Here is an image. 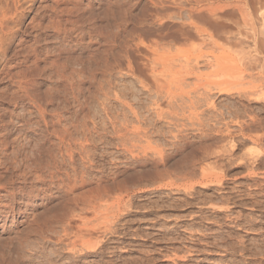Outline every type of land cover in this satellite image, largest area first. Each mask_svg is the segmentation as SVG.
Wrapping results in <instances>:
<instances>
[{
  "label": "rangeland",
  "instance_id": "374dc122",
  "mask_svg": "<svg viewBox=\"0 0 264 264\" xmlns=\"http://www.w3.org/2000/svg\"><path fill=\"white\" fill-rule=\"evenodd\" d=\"M117 1L0 0V263L264 264V0Z\"/></svg>",
  "mask_w": 264,
  "mask_h": 264
},
{
  "label": "bare ground",
  "instance_id": "6f19581e",
  "mask_svg": "<svg viewBox=\"0 0 264 264\" xmlns=\"http://www.w3.org/2000/svg\"><path fill=\"white\" fill-rule=\"evenodd\" d=\"M120 1L123 2L124 0H120ZM128 1H129V0H128ZM130 1H131V0H130ZM130 1H129V2H130ZM132 1H133V0H132ZM108 2H109V1H108ZM117 2H118L120 5H122V4H121L122 2H119V1H117ZM125 2H127V1L125 0ZM112 3H113V2H112ZM114 3H115V2H114ZM118 3H117V4H118ZM132 3H133V2H132ZM174 3H175V2H174ZM109 4H111V3H109ZM128 4H129V3H128ZM114 5H115V4H114ZM123 5H124V2H123ZM125 5L127 6V4H125ZM129 5H130V4H129ZM132 5H133V4H132ZM29 6H30V5H29ZM111 6H112V4H111ZM13 7H14V6H13ZM30 7H31V6H30ZM28 8H29V7H28ZM57 10H58V9H57ZM123 10H124V9H123ZM123 10H122V11H123ZM60 11H61V9H60ZM192 11H194V10H192ZM195 11H196V10H195ZM195 11H194V12H195ZM13 12H14V11H13ZM14 13H15V12H14ZM177 13H178V12H177ZM3 14H4V13H3ZM3 14H2V16H3ZM11 14H12V13H11ZM15 14H16V13H15ZM58 14H59V13H58ZM61 14H62V13H61ZM69 14H72V13L69 12ZM69 14H68V15H69ZM123 14H124V12H123ZM125 14H126V13H125ZM125 14H124V15H125ZM42 15H43V14H42ZM51 15H52V14H51ZM51 15H50V16H51ZM63 15H64V14H63ZM4 16H5V15H4ZM4 16H3V17H4ZM16 16H17V15H16ZM38 16H39V15H38ZM38 16H37V17H38ZM54 16H57V15H54ZM54 16H53V17H54ZM61 16H62V15H61ZM87 16H88V15H87ZM125 16H126V15H125ZM127 16H128V14H127ZM172 16H173V15H172ZM19 17H20V16H19ZM41 17H42V16H41ZM122 17H123V16H122ZM175 17H176V16H175ZM175 17H174V18H175ZM178 17H179V16H178ZM13 18H14V17H13ZM39 18H40V16H39ZM39 18H38V19H39ZM50 18H52V17H50ZM63 18H64V16H63ZM87 18H88V17H87ZM123 18H124V17H123ZM127 18H129V17H127ZM8 19H9V18H8ZM8 19H7V20H8ZM35 19H36V18H35ZM40 19H41V18H40ZM58 19H59V18H58ZM60 19H61V18H60ZM75 19H76V18H75ZM11 20H12V19H11ZM83 20H84V18H83ZM83 20H82V21H83ZM126 20H127V19H126ZM175 20H177V19H175ZM15 21H16V20H15ZM19 21H21V20H19ZM84 21H85V20H84ZM90 21H91V20H90ZM122 21H125V20H122ZM129 21H130V20H129ZM211 21H212V20H211ZM2 22H3V21H2ZM2 22H1V23H2ZM72 22H73V21H71L70 23H72ZM94 22H95V21H94ZM181 22H182V21H181ZM212 22H213V21H212ZM11 23H13V22L11 21ZM17 23H18V21H17ZM49 23H50V22H49ZM66 23H67V22H66ZM66 23H65V24H66ZM68 23H69V22H68ZM70 23H69V24H70ZM80 23H81V22H80ZM85 23H86V22H85ZM85 23H84V24H85ZM120 23H121V22H120ZM183 23H184V22H183ZM20 24H21V23H20ZM20 24L17 25V26H20ZM47 24H48V23H47ZM50 24H52V23H50ZM54 24H55V23H54ZM57 24H58V21H57ZM2 25H3V23H2ZM12 25H13V24H12ZM36 25H37V24H36ZM63 25H64V24H63ZM92 25H93V23H92ZM125 25H126V23H125ZM182 25H185V24H182ZM220 25H221V24H220ZM3 26H4V25H3ZM44 26H45V25H44ZM49 26H50V25H49ZM53 26H54V25H53ZM55 26H56V25H55ZM55 26H54V27H55ZM57 26H58V25H57ZM60 26H61V25H60ZM60 26H59V27H60ZM65 26H66V25H65ZM65 26H63V27H65ZM76 26H77V25H76ZM143 26H144V25H143ZM222 26H223V25H222ZM0 27H2V26L0 25ZM15 27H16V24H15ZM24 27H25V26H24ZM34 27H35V25H34ZM73 27H74V26H73ZM85 27H86V26H85ZM224 27H225V26H223V28H224ZM17 28H18V27H17ZM41 28H42V27H41ZM65 28H67V27H65ZM74 28H75V27H74ZM86 28H87V27H86ZM93 28H94V27H92V29H93ZM219 28H220V27H219ZM0 29H1L0 32L2 33L4 29H3V30H2V28H0ZM8 29H9V28H8ZM19 29H20V28H19ZM42 29H43V28H42ZM67 29H68V28H67ZM161 29H162V28H161ZM185 29H186V28H185ZM195 29H196V28H195ZM199 29H200V28H199ZM16 30H17V29H16ZM155 30H156V29H155ZM188 30H189V29H188ZM225 30H226V29H225ZM41 31H42V30H41ZM69 31H70V29H69ZM79 31H80V30H78L77 33H79ZM90 31H91V30H90ZM226 31H228V30H226ZM48 32H49V31H48ZM54 32H55V31H54ZM83 32H85V31H83ZM181 32H182V31H181ZM198 32H199V31H198ZM201 32H202V30H201ZM38 33H39V32H38ZM67 33H68V32H67ZM69 33H70V32H69ZM81 33H82V32H81ZM85 33H86V32H85ZM227 33H228V32H227ZM28 34H29V33H28ZM56 34H57V33H56ZM82 34H83V33H82ZM95 34H96V33H95ZM113 34H114V33H113ZM185 34H186V33H185ZM185 34H184V35H185ZM190 34H191V33H190ZM10 35H11V34H10ZM39 35H40V34H39ZM58 35H59V34H58ZM79 36H80V35H79ZM189 36H190V35H189ZM61 37H62V36H61ZM88 37H89V36H88ZM110 37H112V35H111ZM186 37H187V36H186ZM190 37H191V36H190ZM2 38H3V37H2ZM2 38H1V39H2ZM4 38H5V36H4ZM8 38H9V37H7V39H8ZM37 38H39V36L36 37V39H37ZM53 38H54V37H53ZM66 38H68V37H66ZM74 38L76 39V37H74ZM74 38H73V39H74ZM79 38H80V37H79ZM187 38H188V37H187ZM9 39H11V38H9ZM61 39H62V38H61ZM81 39H82V38H81ZM3 40H4V39H3ZM3 40H2V41H3ZM5 40H6V39H5ZM76 40H77V39H76ZM79 40H80V39H79ZM111 40H112V39H111ZM2 41H0V50H1V47H2V45H3V42L5 43V41H3V42H2ZM33 41H34V40H33ZM36 41H38V39H37ZM81 41H82V40H81ZM83 41H84V40H83ZM108 41H109V40H108ZM7 42H8V41H7ZM9 42L11 43V41H9ZM77 42H78V41H77ZM75 43H76V42H75ZM77 44H78V43H77ZM68 45H69V44H68ZM3 46H4V45H3ZM5 46H6V43H5ZM42 46H43V45H42ZM66 46H67V45H66ZM66 46H65V47H66ZM87 46H88V45H87ZM108 46H109V45H108ZM22 47H23V46H22ZM65 47H64V48H65ZM27 48H28V47H27ZM29 48H30V47H29ZM29 48H28V49H29ZM46 48H47V47H46ZM91 48H92V47H91ZM2 49H3V48H2ZM4 49H5V48H4ZM4 49H3V51H4ZM6 49H8V47H6ZM60 49H61V48H60ZM70 49H71V48H70ZM42 50H43V49H42ZM5 51H6V50H5ZM39 51H40V50H39ZM45 51H46V50H45ZM45 51H44V52H45ZM6 52H7V51H6ZM24 52H25V51H24ZM32 52H33V51H32ZM46 52H47V51H46ZM80 52H81V51H80ZM0 53H3V52H0ZM18 53H21V52H18ZM33 53H34V52H33ZM53 53H54V52H53ZM4 54H5V53H4ZM11 54H12V53H11ZM13 54H14V53H13ZM29 54H30V53H29ZM55 54H57V53H55ZM35 55H36V54H35ZM40 55H41V54H40ZM44 55H45V54H44ZM53 55H54V54H53ZM8 56H9V55H8ZM14 56H15V55H14ZM38 56H39V55H38ZM45 56H46V55H45ZM47 56H48V55H47ZM9 57H10V56H9ZM64 58H65V57H64ZM155 58H156V57H155ZM6 59H7V58H5L4 61H6ZM153 59H154V58H153ZM153 59H152V61H153ZM250 59H251V58H250ZM48 60H49V59H48ZM64 60H65V59H64ZM75 60H76V59H75ZM156 60H157V59H156ZM253 60H254V59H253ZM4 61H3V62H4ZM54 61H55V60H54ZM242 61H243V60H242ZM249 61H252V60H249ZM66 62H67V61H66ZM74 62H75V61H74ZM252 62H253V61H252ZM85 63H87V60H86ZM97 63H98V62H97ZM157 63H158V62H157ZM160 63H161V62H160ZM253 63H255V62H253ZM52 64H53V66H54L53 61H52ZM155 64H156V63H155ZM4 65H5V64H4ZM17 65H18V63H17ZM24 65H25V64H24ZM66 65H67V64H66ZM156 65H157V64H156ZM64 66H65V64H64ZM93 66H94V65H93ZM185 66H186V65H185ZM7 67H9V66H7ZM13 67H14V66H13ZM55 67H56V66H55ZM58 67H59V66H58ZM60 67H61V64H60ZM152 67H153V66H152ZM152 67H151V68H152ZM3 68H4V66H3ZM67 68H68V67H67ZM70 68H71V67H70ZM55 69L57 70V68H55ZM58 69H59V68H58ZM71 70H73V69H71ZM76 70H77V69H76ZM78 70H79V69H78ZM81 70H82V69H81ZM82 71H83V70H82ZM90 71H91V70H90ZM152 71H153V70H152ZM56 72H58V70H57ZM70 72H71V71H70ZM72 72H73V71H72ZM5 74L8 75L6 72H5ZM77 74H78V73H77ZM79 74H80V73H79ZM80 75H81V74H80ZM82 75H83V74H82ZM66 77H67V76H66ZM78 77H79V76H78ZM174 78H175V77H174ZM71 79H72V78H71ZM67 80H68V79H67ZM67 80H66V81H67ZM79 80H80V79H79ZM176 80H177V79H176ZM179 80H180V79H179ZM63 81H64V80H63ZM177 81H178V80H177ZM25 82H26V81H25ZM68 82H69V81H67V83H68ZM73 82H74V80H73ZM73 82H72V83H73ZM26 83H27V82H26ZM28 83H29V82H28ZM30 83H31V82H30ZM78 83H79V82H78ZM19 84H20V83H19ZM76 84H77V83H75V85H76ZM158 84H159V83H158ZM30 85H31V84H30ZM21 86H23V85H21ZM26 86H27V85H26ZM70 86H71V84H70ZM23 87H25V84H24ZM76 87H77V86H76ZM155 88H156V87H155ZM22 89H23V88H21V90H22ZM26 89H28V88H26ZM158 90H159V89H158ZM220 90H221V89H220ZM26 91H27V90H26ZM248 92H249V91H248ZM29 93H30V92H29ZM34 93H35V92H34ZM155 93H157V91H156ZM251 93H252V92H251ZM253 93H254V92H253ZM14 94H16V92H14ZM27 94H28V93H27ZM32 94H33V93H32ZM32 94H30V95H32ZM35 94H36V93H35ZM35 94H34V95H35ZM161 94H162V93H161ZM161 94H159V95H161ZM159 95H158V96H159ZM252 95H253V94H252ZM27 96H28V95H27ZM156 96H157V95H156ZM25 97H26V96H25ZM28 97H29V96H28ZM29 98H30V97H29ZM33 98H34V97H33ZM33 98H32V101H33ZM41 98H42V97H41ZM30 99H31V98H30ZM30 99H29V100H30ZM38 99H39V98H38ZM38 99L36 98V100H38ZM253 99H254V98H253ZM44 100H45V99H44ZM63 100H64V99H63ZM250 100H252V98L249 99V101H250ZM39 101H40V100H39ZM61 102H62V101H61ZM46 103H47V102H46ZM78 103H79V102H78ZM251 103H252V102H251ZM41 104H42V102H41ZM66 104H67V103H66ZM211 104H213V103H211ZM31 105H32V104H31ZM34 105H35V104H34ZM38 105H39V104H38ZM62 105H63V104H62ZM62 105H61V107H62ZM64 105H65V104H64ZM213 105H214V104H213ZM34 107H35V106H34ZM38 107H39V106H38ZM61 107H60V109H61ZM39 108L42 109L41 107H39ZM39 108H38V109H39ZM63 108H64V107H63ZM236 108H237V107H236ZM55 109H56V108H55ZM58 109H59V108H58ZM58 109H56V110H58ZM60 109H59V110H60ZM137 109H138V108H137ZM227 109H228V108H227ZM238 109H239V111H240V108H238ZM35 110H36V109H35ZM53 110H54V108H53ZM228 110H229V109H228ZM230 110H231V109H230ZM47 111H48V109H47ZM130 111H131V110H130ZM132 111H133V110H132ZM173 111H174V110H173ZM76 112H77V111H76ZM133 112H134V111H133ZM229 112H230V111H229ZM233 112H234V111H233ZM240 112H241V111H240ZM242 112H243V111H242ZM41 113L44 114L42 111H41ZM47 113H48V112H47ZM52 113H53V112H52ZM54 113H55V112H54ZM57 113H58V112H57ZM60 113H61V112H60ZM60 113H59V114H60ZM74 113H75V112H74ZM131 113H132V112H131ZM234 113H235V112H234ZM48 114H49V113H48ZM59 114H57V115H59ZM75 114H76V113H75ZM155 114H156V112H155ZM232 114H233V113H232ZM49 115H50V114H49ZM51 115H52V114H51ZM54 115H55V114H54ZM54 115H53V116H54ZM135 115L137 116V113H136ZM230 115H231V114H230ZM235 115H236V114H235ZM238 115H240V114H238ZM161 116H162V115H161ZM161 116H160V117H161ZM233 116H234V114H233ZM23 117H24V116H23ZM37 117H38V116H37ZM42 118H43V117H42ZM42 118H41V119H42ZM54 118H55V117H54ZM38 119H39V118H38ZM41 119H40V120H41ZM48 119H49V118H48ZM52 119H53V118H52ZM55 119H56V118H55ZM0 120H1V119H0ZM24 120H25V119H24ZM40 120H39V121H40ZM43 120H44V119H43ZM26 121H27V120H26ZM35 121H36V120H35ZM44 121H45V120H44ZM21 122H22V121H21ZM78 122H79V121H78ZM80 122H81V121H80ZM6 123H7V122H6ZM19 124H20V122H19ZM40 124H42V122H41ZM57 124H58V123H57ZM57 124H56V125H57ZM236 124H238V123H236ZM6 125H7V124H6ZM9 125H10V124H9ZM22 125H23V124H22ZM24 125H25V124H24ZM33 125H34V124H33ZM43 125H44V124H43ZM59 125H60V124H59ZM224 125H225V124H224ZM240 125H241V124H240ZM243 125H244V124H243ZM251 125H252V124H251ZM241 126H242V125H241ZM25 127H26V126H25ZM61 127H62V125H61ZM64 127H65V126H64ZM135 127H136V129H137L138 126H135ZM227 127H228V126H227ZM243 127H244V126H243ZM11 128H12V127H11ZM22 128H23V127H22ZM26 128H27V127H26ZM65 128H66V127H65ZM47 129H48V128H47ZM54 129H55V128H54ZM56 129H57V128H56ZM58 129H59V128H58ZM76 129H77V128H76ZM133 129H135V128H133ZM241 129H242V128H241ZM66 130H68V129H66ZM137 130H139V128H138ZM236 130H237V129H236ZM242 130H243V129H242ZM13 131H14V130H13ZM26 131H27V129H26ZM42 131H43V130H42ZM64 131H65V130H64ZM134 131H136V130H134ZM134 131H133V132H134ZM224 131H225V130H224ZM229 131H230V130H229ZM233 131H235V130H233ZM1 132H2V131H1ZM7 132H8V131H7ZM61 132L63 133V131H61ZM65 132H66V131H65ZM68 132H69V131H68ZM138 132H139V131H138ZM59 133H60V132H59ZM63 134H64V133H63ZM66 134H67V132H66ZM17 135H18V134H17ZM58 135H59V134H58ZM60 135H61V134H60ZM205 135H207V134H205ZM208 135H209V134H208ZM3 136H4V135H3ZM25 136H26V135H25ZM41 136H42V135H41ZM44 136H45V135H44ZM8 137H9V136H8ZM11 137H12V136H11ZM11 137H10V138H11ZM39 137H40V136H39ZM50 137H51V136H50ZM56 137H57V136H56ZM61 137H62V136H61ZM65 137H67V136H65ZM65 137H64V138H65ZM47 138H48V137H47ZM3 139H4V138H2V140H3ZM11 139H12V138H11ZM33 139H34V138H33ZM38 139H39V138H38ZM69 139H70V137H69ZM69 139H68V140H69ZM4 140H5V139H4ZM4 140H3V143H4ZM8 140H9V138H8ZM58 140H59V139H58ZM64 140H65V139H64ZM244 140H245V139H244ZM32 141H33V140H32ZM0 142H1V141H0ZM27 142H28V141H27ZM41 142H42V141H41ZM41 142H40V143H41ZM65 142H66V141H65ZM24 143H25V142H24ZM30 143H31V142H30ZM63 143H64V142H63ZM4 144H5V143H4ZM25 144H26V143H25ZM42 144H43V143H42ZM48 144H49V143H48ZM51 144H52V143H51ZM66 144H67V143H66ZM70 144H71V143H70ZM7 145H8V144H7ZM16 145H17V144H16ZM37 145H38V144H37ZM46 145H47V143H46ZM44 146H45V145H44ZM57 146H58V145H57ZM63 146H64V144H63ZM3 147H4V146H3ZM3 147H2V148H3ZM38 147H39V146H38ZM49 147H50V146H49ZM67 147H68V146H67ZM232 147H234V146H232ZM22 148H23V147H22ZM28 148H29V147H28ZM44 148H45V147H44ZM46 148H47V147H46ZM52 148H53V147H52ZM52 148H51V149H52ZM14 149H15V148H14ZM19 149H20V148H19ZM35 149H36V148H35ZM47 149H48V148H47ZM56 149H57V148H56ZM16 150H17V148H16ZM27 150H28V149H27ZM27 150H26V151H27ZM33 150H34V149H33ZM42 150H43V149H42ZM42 150H41V151H42ZM45 150H46V149H45ZM60 150H63V149H59V151H60ZM67 150H68V149H67ZM67 150H66V151H67ZM11 151H12V150H11ZM23 151H24V150H23ZM38 151H39V150H38ZM30 152H31V151H30ZM64 152H65V150H64ZM7 153H8V152H7ZM9 153H10V152H9ZM11 153H12V152H11ZM13 153H15V152H13ZM28 153H29V152H28ZM28 153H27V156H28ZM33 153H34V152H33ZM33 153H32V154H33ZM36 153H37V152H36ZM42 153H43V152H42ZM42 153H41V154H42ZM53 153H54V152H53ZM59 153H60V152H59ZM19 154H20V153H19ZM30 154H31V153H30ZM30 154H29V155H30ZM23 155H24V154H23ZM51 155H52V154H51ZM25 156H26V155H25ZM27 156H26V157H27ZM31 156H32V155H31ZM33 156H34V155H33ZM38 156H39V155H38ZM48 156H50V155H48ZM1 157H2V156H1ZM29 157H30V156H29ZM15 158H16V157H15ZM24 158H25V157H24ZM42 158H43V157H42ZM9 159H10V158H9ZM39 159H40V158H39ZM52 159H53V157H52ZM163 159H164V158H163ZM0 160H1V159H0ZM6 160H7V159H6ZM11 160H12V159H11ZM22 160H23V158H22ZM34 160H35V159H34ZM44 160H45V159H43V161H44ZM3 161H4V159H3ZM13 161H14V160H13ZM45 161H46V160H45ZM54 161H55V160H54ZM9 162H10V161H9ZM28 162H29V161H28ZM32 162H33V161H32ZM34 162H35V161H34ZM59 162H60V161H59ZM64 162H65V161H64ZM13 163H14V162H13ZM13 163H12V168H13ZM23 163H24V162H23ZM30 163H31V162H30ZM19 164H20V163H19ZM25 164H26V163H25ZM25 164H24V165H25ZM28 164H29V163H28ZM58 164H59V163H58ZM65 164H66V163H65ZM8 165H9V164H8ZM8 165H7V166H8ZM22 165H23V164H22ZM24 165H23V166H24ZM33 165H34V163H33ZM33 165H32V166H33ZM35 165H36V163H35ZM41 165H42V163H41ZM44 165H45V164H43V166H44ZM0 166H1V165H0ZM15 166H16V165H15ZM30 166H31V165H30ZM50 166H51V163H50ZM60 166H61V165H60ZM38 167H40V166H38ZM9 168H10V167H9ZM12 168H11V169H12ZM14 168H15V167H14ZM14 168H13V169H14ZM18 168H19V167H18ZM33 168H34V167H33ZM44 168H45V167H44ZM6 169H7V168H6ZM13 169H12V170H13ZM41 169H42V168H41ZM41 169H40V170H41ZM52 169H53V168H52ZM55 169H56V167H55ZM16 170H17V169H16ZM20 170H21V169H20ZM32 170H33V169H32ZM34 170L36 171L35 168H34ZM26 171H27V170H26ZM46 171H47V170H46ZM52 171H53V170H52ZM9 172H11V171H9ZM9 172H8V173H9ZM19 172H20V171H19ZM22 172H23V171H22ZM37 172H38V170H37ZM50 172H51V171H50ZM8 173H7V174H8ZM11 173L14 174L13 171H12ZM11 173H9V174H11ZM25 173H26V172H25ZM34 173H35V172H34ZM52 173H53V172H52ZM4 174H5V173H4ZM12 174H11V175H12ZM23 174H24V173H23ZM28 174H30V173H28ZM36 174H37V173H36ZM49 174H50V173H49ZM54 174H55V173H54ZM15 175H16V174H15ZM37 175H38V174H37ZM47 175H48V174H47ZM0 176H1V175H0ZM2 176H3V175H2ZM5 176L8 177L7 175H5ZM19 176H20V175H19ZM31 176H32V174H31ZM38 176H39V175H38ZM38 176H37V177L35 176V177L38 178ZM43 176H44V175H43ZM52 176H53V175H52ZM54 176H55V175H54ZM56 176H57V175H56ZM12 177H13V176H12ZM20 177H22V176H20ZM40 177H41V176H40ZM46 177H47V176H46ZM48 177H49V176H48ZM50 177H51V176H50ZM13 178H14V177H13ZM13 178H12V179H13ZM53 178H54V177H53ZM53 178H52V179H53ZM7 179H9V178H7ZM47 179H48V178H47ZM18 180H19V179H18ZM23 180H24V179H23ZM49 180H50V178H49ZM5 181L7 182V180H5ZM9 181H10V180H8V183H10ZM19 181H20V180H19ZM30 181H31V180H30ZM30 181H29V182H30ZM45 181H46V180H45ZM25 182H26V180H25ZM29 182H28V183H29ZM52 182H53V181H52ZM4 183H5V182H4ZM31 183H32V182H31ZM20 184H21V183H20ZM36 184H37V183H36ZM42 184H43V183H42ZM71 186H72V185H71ZM11 187H12V186H11ZM54 187H55V186H54ZM46 188H47V187H46ZM56 188H57V187H56ZM12 189H13V188H12ZM22 189H23V188H22ZM28 189L30 190L31 188L28 187ZM71 189H72V187H71ZM35 191H36V190H35ZM13 192H14V190H13ZM24 192H26V191H24ZM38 192H39V191H38ZM10 194H12V193H10ZM15 194H16V193H15ZM21 194H22V193H21ZM24 194H25V193H24ZM29 195H31V194H29ZM42 196H43V195H42ZM31 197H32V196H31ZM9 198H10V197H9ZM3 199H4V198H3ZM12 199H13V198H12ZM19 200H20V199H19ZM19 200H18V202H19ZM8 201H9V200H8ZM15 201H16V200H15ZM4 204H5V203H4ZM17 204H18V203H17ZM113 204H114V203H113ZM10 205H11V204H10ZM2 207H4V206L2 205ZM6 207H8V205H7ZM112 208H113V207H112ZM112 208H111V209H112ZM6 209H7V208H6ZM109 209H110V207H109ZM109 209H107V210H109ZM15 210H16V209H15ZM15 210H14V208H12V206H10V209H9V210H4V209L1 208V209H0V216H5V215H7L8 213H14ZM68 210H69V209H68ZM113 210H114V209H113ZM15 212H16V211H15ZM111 213H112V212H111ZM55 214H57V213H55ZM61 214H62V213H61ZM109 214H110V213H108L107 216H108ZM111 215H112V214H111ZM111 215H110V216H111ZM53 216H54V215H53ZM56 216H57V215H56ZM107 216H106V218H108ZM110 216H109V217H110ZM12 217H13V216H12ZM47 218H48V217H47ZM47 218H44V219H47ZM56 218H57V217H56ZM52 219H53V218H51V220H52ZM57 219H58V218H57ZM57 219H56V220H57ZM59 219L61 220V218H59ZM34 220H35V219H34ZM47 220H48V219H47ZM49 220H50V219H49ZM63 220H64V219H63ZM63 220H62V221H63ZM17 221H18V220H17ZM35 221H36V220H35ZM40 221H41V220H40ZM42 222H43V221H42ZM48 222H49V221H48ZM50 222H51V221H50ZM106 222H107V220H106ZM109 222H110V221H109ZM56 223H57V222H56ZM59 223H60V222H59ZM112 223H113V222H112ZM42 224H44V223H42ZM47 224H48V223H47ZM83 224H84V223H83ZM107 224H108V222H107ZM107 224H106V227H107L106 229H108V225H107ZM28 225H29V224H28ZM49 225H50V224H49ZM54 225H56V224H54ZM61 225H62V223H61ZM84 225H85V224H84ZM111 225H112V224H111ZM43 226H45V225H43ZM56 226H58V225H56ZM64 226H65V225H64ZM30 227H31V226H30ZM39 227H41V226H39ZM39 227H37V228H39ZM54 227H55V226H54ZM65 227H66V226H65ZM32 229H35V228H32ZM32 229H31V230H32ZM42 229H43V227H42ZM42 229H41V230H42ZM31 230H30V231H31ZM26 231H27V230H26ZM37 231H38V229H37ZM46 231H47V230H46ZM48 231H49V230H48ZM48 231H47V232H48ZM52 231H55V230H52ZM32 232H33V230H32ZM34 232H35V231H34ZM41 232H42V231H41ZM47 232H46V233H47ZM62 232H64V231H62ZM62 232H61V234H62ZM26 233H27V232H26ZM36 233H37V232H36ZM36 233H35V234H36ZM39 233H40V232H39ZM42 233H43V232H42ZM55 233H56V232H55ZM49 234H52V233L50 232V233H48V235H49ZM61 234H60V235H61ZM63 234H64V233H63ZM38 235H39V234H38ZM53 235H54V234H53ZM57 235H58V233L56 234V236H57ZM81 235H82V234H81ZM31 236H33V235H31ZM51 236H52V235H51ZM58 236H59V235H58ZM58 236H57V237H58ZM62 236H63V235H62ZM64 236H65V235H64ZM74 236H75V235H74ZM24 237H25V236H24ZM39 237H40V236H39ZM47 237H48V236H47ZM54 237H55V236H54ZM57 237H56V238H57ZM25 238H26V237H25ZM33 238H34V236H33ZM62 238H63V237H62ZM76 238H77V236H76ZM26 239H27V238H26ZM53 239H54V238H53ZM64 239H65V238H64ZM64 239H63V240H64ZM66 239H67V238H66ZM27 240H28V239H27ZM61 240H62V239H61ZM63 240H62V242H63ZM68 240H69V239H68ZM17 241H18V240H17ZM21 241H22V240H21ZM44 241H45V240H44ZM47 241H48V240H47ZM55 241H56V240H55ZM59 241H60V240H59ZM71 241H72V240H71ZM50 242H51V241H50ZM18 243H19V242H18ZM54 243H55V242H54ZM52 244H53V243H52ZM68 244H69V243H68ZM71 245H72V244H71ZM73 245H74V244H73ZM5 246H6V245H5ZM5 246H4V247H5ZM12 246H13V245H12ZM20 246H21V243H20L19 247H20ZM23 246H24V245H22L21 248H23ZM74 246H75V245H74ZM85 246H86V245H85ZM8 248H9V246H8ZM21 248H19V249H20V250H23V249H21ZM66 248H67V247H66ZM71 248H72V246H71ZM73 248H74V247H73ZM33 249H34V248H33ZM69 249H70V246H69ZM75 249H77V248H75ZM80 249H81V248H80ZM10 250H11V249H10ZM20 250H19V251H20ZM34 250H35V249H34ZM70 250H71V249H70ZM70 250H68V251L70 252ZM7 251H8V250H7ZM11 251H12V250H11ZM19 251H18V252H19ZM81 251H82V250H81ZM3 252H4V251H3ZM14 252H16V251H14ZM18 252H17V253H18ZM21 252H22V251H21ZM25 252H26V251H25ZM62 252H64V251H62ZM65 252H66V251H65ZM72 252H73V251H72ZM70 253H71V252H70ZM77 253H78V252H77ZM6 254H7V253H6ZM6 254H5V255H6ZM30 254H31V253H30ZM81 254H82V253H81ZM12 255H13V254H12ZM12 255H11V256H12ZM27 255H28V254H27ZM1 256H2V255H1ZM11 256H10V257H11ZM28 257H29V256H28ZM26 258H27V257H26ZM6 260H7V259H6ZM14 260H15V259H14ZM52 261H53V260H52ZM55 261H56V260H55ZM1 262H2V261H1ZM5 262H6V261H5ZM5 262H4V263H5ZM13 262H14V261H13ZM7 263H8V262H7ZM47 263H48V262H47ZM0 264H1V263H0ZM2 264H3V263H2ZM14 264H15V263H14ZM41 264H42V263H41Z\"/></svg>",
  "mask_w": 264,
  "mask_h": 264
}]
</instances>
